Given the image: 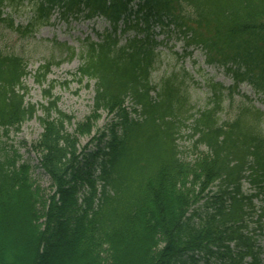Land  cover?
Here are the masks:
<instances>
[{
  "label": "trees",
  "instance_id": "1",
  "mask_svg": "<svg viewBox=\"0 0 264 264\" xmlns=\"http://www.w3.org/2000/svg\"><path fill=\"white\" fill-rule=\"evenodd\" d=\"M23 1L0 0V22L5 8ZM32 2L28 25L9 18L10 29L23 36L48 24L55 10L109 21L101 40L88 39L79 52L63 51L69 59L79 56L74 77L94 80V110L116 111L121 134L115 123L111 140L98 151L99 173H90L94 168L77 137L86 126L68 131L73 117L59 108L53 82L43 91L45 103L27 102V61L0 46V131L19 129L40 108L43 132L33 149L51 180L45 193L32 166L16 150L0 147V264H47L56 254L55 264H261L264 207L252 220L257 195H245L242 181L251 170V182L264 193V114L244 103L233 119L221 121L226 87L217 82L209 83L208 106L191 114L185 81L177 74L161 79L157 100L150 92L157 89L152 73L160 59L155 27L174 23L188 46L203 45L208 63L221 65L236 87L250 84L264 101V0ZM130 29L133 35L122 40ZM61 62L44 60L36 81L46 82ZM128 96L141 119L124 112ZM183 127L195 148L206 147L191 161L182 159L178 143ZM79 181L88 188L82 197Z\"/></svg>",
  "mask_w": 264,
  "mask_h": 264
},
{
  "label": "rangeland",
  "instance_id": "2",
  "mask_svg": "<svg viewBox=\"0 0 264 264\" xmlns=\"http://www.w3.org/2000/svg\"><path fill=\"white\" fill-rule=\"evenodd\" d=\"M33 9L34 3L25 0L18 7L17 12L12 13L11 11L16 24L26 25ZM6 11L10 12L9 9H6ZM107 27H109V23L102 17L91 20L85 18L65 19L58 11L54 13L50 25L41 27L30 36H23L11 30L7 21L0 22L1 48L5 52H13L22 56L28 64L29 74L23 79L24 86L28 90L26 101L37 106L45 103L47 99L44 97L43 91L50 82L54 83L53 94L59 97V108L73 117L72 124L68 125V131L73 132L78 123L81 126H86L83 129L87 130L88 128L89 130H83L77 135L79 151L84 153L83 156L86 154L84 159H87L90 167L94 168V170L89 169L90 173L97 174L99 173L98 170H95L97 161L103 157L98 151L104 149L111 140L110 128L113 125L118 123L115 131L118 135L121 134L120 118L116 111L102 110L95 112L94 80H87L86 78L79 80L78 76L74 77L81 64V59L79 56L69 59L67 52L63 50L65 47H72L79 52L88 39L99 41L100 35L104 33ZM132 32L131 30L124 34L122 40L125 36L131 35ZM157 37L162 39L163 34ZM158 51L160 59L152 73L153 83L159 89L162 78H167L172 74L181 76L185 81V87H187L191 114L203 110L211 101L210 82H217L226 87L222 103L223 109L218 114L221 121L233 119L244 103L251 104L264 112V103L248 84H242L239 89L231 93L229 89L234 85L231 76L225 73L222 67L207 65L205 52L202 48H186L182 41L173 37L165 39L164 44L158 48ZM51 57L62 62L52 66L47 81L40 84L35 79V73L44 60L51 59ZM153 95L155 96V93ZM134 107V101L132 97H129L123 105V109L124 112H129L130 119H135L139 115V113L135 115ZM41 116H43L42 110L38 108L36 116L24 122L19 129L11 128L8 133L0 131V147H4L11 153L16 150L21 155L22 162L32 166V178L45 189V193H49L51 180L43 169L38 166L39 155L33 149L43 132V127L39 121ZM262 128L264 131V117ZM189 134L190 131L183 127L178 143L183 151L182 158L191 161L200 155L199 153L205 151V147L195 148ZM95 153L97 154L94 155ZM215 188L213 187V189ZM244 189L247 193L255 192L248 181L244 183ZM87 191V186L80 184L79 195L82 197ZM255 200L259 204V200L257 198ZM258 244L263 246L261 255L264 264L263 236H260ZM56 250H58V253L62 251V249ZM58 257L56 254L55 257L49 259L47 264H55Z\"/></svg>",
  "mask_w": 264,
  "mask_h": 264
}]
</instances>
